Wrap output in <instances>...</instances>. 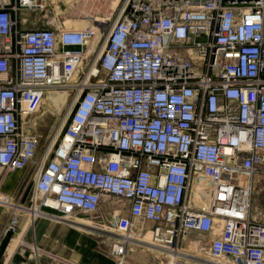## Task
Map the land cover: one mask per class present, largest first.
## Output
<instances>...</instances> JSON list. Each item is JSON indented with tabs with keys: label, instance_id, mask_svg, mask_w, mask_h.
Returning a JSON list of instances; mask_svg holds the SVG:
<instances>
[{
	"label": "built area",
	"instance_id": "built-area-1",
	"mask_svg": "<svg viewBox=\"0 0 264 264\" xmlns=\"http://www.w3.org/2000/svg\"><path fill=\"white\" fill-rule=\"evenodd\" d=\"M92 3L86 26L28 29L24 13L45 0H0V185L36 164L29 204L12 201L29 223L32 209L72 225L109 203L115 264L146 222L162 250L196 232L213 258L264 264V223L250 214L264 172V0ZM67 86L72 104L37 165L31 117ZM194 181L203 207L189 203ZM20 219L11 212L4 233Z\"/></svg>",
	"mask_w": 264,
	"mask_h": 264
},
{
	"label": "rangeland",
	"instance_id": "rangeland-1",
	"mask_svg": "<svg viewBox=\"0 0 264 264\" xmlns=\"http://www.w3.org/2000/svg\"><path fill=\"white\" fill-rule=\"evenodd\" d=\"M75 1L77 0H45L44 8L32 11L29 15H24V18L26 20L22 26L28 29L54 27L58 26L64 20H86L89 17L95 16V10H89L88 12H79V10H75L68 13L67 8L72 4H75ZM50 90V92L45 94L40 110L31 117L33 127L38 136V146L36 151L37 165L42 162L46 154V148L49 141L52 139L55 131L58 129L61 121L66 117L73 101V92L69 86L52 87ZM36 167V164H32L24 171L9 172L4 176L0 185V254L3 256L1 264H17L20 263L21 260L25 261L26 257H28L29 255H32L33 261L30 260V262L26 264H39L40 259H42L43 254L40 253L41 250H39L42 247L41 239L34 238L31 229L28 231L27 236L25 235V232H23V234H21V236L19 237H17L18 233L2 232V225L11 212L15 211L21 214V217L25 218L24 221L26 220L29 222L30 216L27 213L28 211L24 208H22V211L14 210V208L17 207L15 205L14 208H12V201L21 203L24 206H27L29 204L28 194L32 187L31 174L35 171ZM10 176H15V181L13 183H8V181L4 182L5 178ZM259 187L262 188L260 192L264 194L263 187ZM198 192L197 194L202 196V192ZM3 195L9 196L11 201L5 199ZM108 205L109 203H106L101 208L100 213L80 214V219L87 224H91L92 226H98L109 230L110 232L116 233V216L113 213L107 212ZM202 205L203 204H199L198 206L202 207ZM101 215H103L104 217L102 220L100 218ZM153 225L154 224L152 222H146L144 225V234L142 236L134 235L136 241L131 245L124 264H169V255H166L165 253L160 251H155L148 245L149 243H152L151 229ZM88 228L91 231L80 229L71 225L65 228V230L61 231L59 234L66 235V238L64 240L65 243H70L71 241L73 242L74 239H77L79 237V235L83 238L85 236H91L95 239V251L110 258L109 248L111 238L105 235L108 233L104 232L100 234L94 232V227ZM209 241L210 235H208L207 239H203L202 234L194 232L185 240H182L179 243L178 248H183L184 250L191 251L194 254H205L207 258L216 260V258H213L208 254ZM12 242L15 243L13 246V250L10 252L9 248ZM53 242L57 243L56 239ZM15 251H21V255L14 254ZM184 252L188 258H186L185 260L177 259L174 264H216L214 263V261L208 260L203 256L192 255L191 253H186V251ZM221 259L228 264H233L231 260L227 258Z\"/></svg>",
	"mask_w": 264,
	"mask_h": 264
},
{
	"label": "crops",
	"instance_id": "crops-1",
	"mask_svg": "<svg viewBox=\"0 0 264 264\" xmlns=\"http://www.w3.org/2000/svg\"><path fill=\"white\" fill-rule=\"evenodd\" d=\"M10 177L13 178V180L10 181L13 183L15 181V176ZM259 186L264 189V172L258 173L254 177V186L250 198L251 217L260 223H264V194L260 192L262 188ZM24 219V217H21L19 227L15 233H18L17 237L21 236L23 232H25L27 236L28 231L31 229L34 238L41 239L42 247L39 250H41L40 253H42L43 256L39 264H115V260L110 254L109 258L95 251V239L91 236H85L83 238L79 235L73 242L65 243L64 240L66 235H60L59 233L71 226V224L67 222H57L42 215L36 217L33 223H29L26 220L24 221ZM7 220L8 218L2 225V232H4ZM82 223L83 222L72 223V226L91 231L87 226L82 225ZM89 227H94L95 229V226ZM55 239L57 243L53 242ZM14 243L15 242H12L10 245V252L14 248ZM14 254L21 255V251H15ZM2 257L3 256L0 254V264L3 260ZM32 258V255H29L26 257L25 261L21 260V262L17 264H26L30 262V260L33 261Z\"/></svg>",
	"mask_w": 264,
	"mask_h": 264
},
{
	"label": "bare ground",
	"instance_id": "bare-ground-1",
	"mask_svg": "<svg viewBox=\"0 0 264 264\" xmlns=\"http://www.w3.org/2000/svg\"><path fill=\"white\" fill-rule=\"evenodd\" d=\"M93 1H95V0H84V2H83V6H82V7L73 8V7L69 6V7L67 8L68 13L73 12V11H75V10H79V12H88L89 10L95 9V4L92 3ZM65 2H66V1H65ZM65 2H64V3H65ZM29 14H30V13H26V14L24 13V15H29ZM24 19H25V18H24ZM67 23H68V25H70V26H73V27H75V28H78V27L86 26V25L88 24V21H86V20H74V21H67ZM50 91H51V90H48L46 93H48V92H50ZM64 121H65V118L61 121V123H60L58 129L55 131V133H54L52 139L49 141V143H48V145H47V148H46V153H47V152L52 148V146L54 145V143H55V141H56V139H57L58 133H59L60 129L62 128L63 124H64ZM12 180H13L12 177H7V178H5L4 182H5V181H8V183H9V182L12 181ZM198 185H199V183H197V182H195V181H194V183L192 184V187H191V190H190V199H189V203H190L192 206L201 207V206H198V205H199V204H203V205H205V204H206V197H205V195L200 196V195L197 194V192H198L197 186H198ZM198 193H199V192H198ZM197 204H198V205H197ZM15 205H16L17 208H19V209L22 210V208H21L22 206L17 205V204H15ZM15 205H14V203H13L12 208H14ZM203 205H202V207H203ZM17 208H15V209H17ZM40 215H41V214H39L37 208L31 210V216L36 217V216H40ZM42 216H45V215H42ZM46 217H47V216H46ZM76 221H78V222H83L81 219L76 220ZM82 225L87 226V227L92 226L91 224H87V223H85V222H83ZM95 232L100 233V234L106 232V233H108V234H105V235H107L109 238H113V237L115 236V235L112 234V233H114V232H110L109 230H106V229L101 228V227H98V226H95ZM114 234H115V233H114ZM148 245H149V247H150L151 249H153V250H155V251H160V252L165 253L166 255H169V264H174V262H175L177 259H178V260H185L186 258H188L187 255H185V252H184V251H186V253H187V252H188V253H191L192 255H200V256H203V257L207 258V257L205 256V254H194L193 252H191V251H187V250H184L183 248H178L177 250H171V249H168V248H167L168 250H162V249L156 247V246H155L154 244H152V243H149ZM207 259H208V260H212V259H209V258H207ZM188 261H189V260H188ZM212 261H214V263H216V264H228L227 262H225V261L222 260L221 258H218V259H216V260H212ZM192 262H193V261H192ZM217 262H218V263H217ZM123 263H124V262H123ZM194 263H195V262H194ZM196 264H200V263H196Z\"/></svg>",
	"mask_w": 264,
	"mask_h": 264
}]
</instances>
